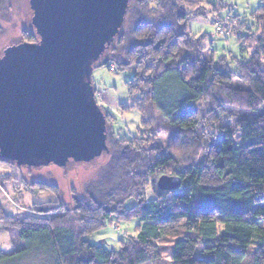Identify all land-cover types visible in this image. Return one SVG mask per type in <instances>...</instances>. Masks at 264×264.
Instances as JSON below:
<instances>
[{"label":"trees","instance_id":"1","mask_svg":"<svg viewBox=\"0 0 264 264\" xmlns=\"http://www.w3.org/2000/svg\"><path fill=\"white\" fill-rule=\"evenodd\" d=\"M18 1L0 0V17ZM207 3L128 1L99 66L132 73L120 109L139 113L135 136L119 138L99 106L107 150L93 178L79 193L69 186V204L6 213L0 203L15 248L0 250V264H264V0L249 22L220 21L239 47L232 60L204 58L205 36L186 30ZM38 39L24 30L15 45ZM159 175L178 177L180 188L157 190ZM113 223L133 224L135 235L126 233L118 248L87 240Z\"/></svg>","mask_w":264,"mask_h":264},{"label":"water","instance_id":"2","mask_svg":"<svg viewBox=\"0 0 264 264\" xmlns=\"http://www.w3.org/2000/svg\"><path fill=\"white\" fill-rule=\"evenodd\" d=\"M129 0H35L34 43L0 57V160L18 167L89 162L106 150L93 65L122 27ZM162 175V192L180 188Z\"/></svg>","mask_w":264,"mask_h":264},{"label":"rangeland","instance_id":"3","mask_svg":"<svg viewBox=\"0 0 264 264\" xmlns=\"http://www.w3.org/2000/svg\"><path fill=\"white\" fill-rule=\"evenodd\" d=\"M34 1L19 0L11 13L0 17V57L7 49L15 45L21 31L30 30L40 33L39 25L33 14ZM258 5L259 0H208V3L201 7L202 15L194 16L187 23L186 30L193 36H205L204 58L213 56L216 60L224 56L232 60L239 55V47L236 44L234 33L220 29V21L223 22L231 19L232 15H238L241 20L249 22L251 21L250 15ZM100 63H102L101 59L96 62L91 74L93 88L97 90L96 103L113 119L112 128L119 138L129 139L135 136L140 123V115L135 110L122 112L120 105L127 101L126 84L130 81L132 73L109 71L106 67L99 66ZM228 65L233 72L236 70L234 62L228 60ZM225 127L233 131L234 124L228 122ZM234 141L239 142L237 132L234 134ZM213 142L219 146V138ZM100 162L101 156L89 162L69 160L63 167L50 164L36 168L21 167V170L10 162H0V203L6 213L26 211L32 204L49 201L59 200L64 204H69V186H72L78 193L84 190ZM160 176L162 175L155 179V183ZM34 183H39L41 186H36ZM146 197L148 199L153 197L150 190L147 191ZM131 205L133 201L125 204L126 207ZM132 226L133 224L127 226L124 223L106 225L104 229L88 236L87 240L92 243L104 242L112 248H118L119 241L126 233L130 236L135 235ZM21 246L22 243L19 242L17 248ZM0 250L6 254L15 250L3 232L1 224Z\"/></svg>","mask_w":264,"mask_h":264}]
</instances>
